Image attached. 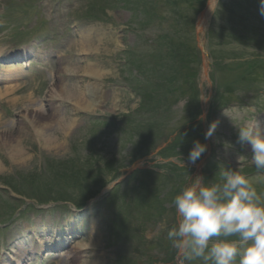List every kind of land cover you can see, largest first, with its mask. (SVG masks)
Instances as JSON below:
<instances>
[{
    "label": "rangeland",
    "instance_id": "obj_1",
    "mask_svg": "<svg viewBox=\"0 0 264 264\" xmlns=\"http://www.w3.org/2000/svg\"><path fill=\"white\" fill-rule=\"evenodd\" d=\"M86 1L63 0L61 7L64 8V12L53 11L54 20H50V17L47 18L46 14L48 10L58 7L54 3L47 11H41L39 17L41 21L36 24V20H34L30 24L32 28L29 27L30 33L38 31L33 34V39L38 44V49L36 53L33 51L30 54L31 59H33L32 66L34 67L32 71H34V74L18 77L8 73L7 76L11 78V82L0 89V106H3L10 117L5 119L0 113V188H7L5 184H16V181L11 176L13 173H34L36 168L40 170L42 167L52 164L53 161L72 160V145H74L81 159L86 156V159L90 161H100L103 164L114 159L120 167L124 166L126 161H129L126 156L128 150L124 148L125 145L123 143L117 142V135L114 134L113 127L111 131L114 135H101L98 141L93 138V134L97 133L100 135L102 132H100L98 125L90 122L89 117H113L126 111L128 107L133 111L138 106L137 103L139 101L137 99L123 92L122 85L128 79L131 80L132 76L128 69L119 67L120 61L127 59V57L121 55L120 51L138 47V44L150 38L152 33L145 34L143 31L136 33L132 31L126 32L125 27L132 24L130 13L121 9L119 5L110 9L108 11L110 18L101 23L78 21L76 17L84 14ZM61 7L58 9L63 11ZM60 16L65 17L62 23H58L57 18ZM224 18L225 13H221L219 19L217 18L215 27L212 30L217 34L214 35L215 38L211 44L207 39V35L204 34L202 36L201 41L204 53L202 52L203 55H201L202 61L205 60L204 64H206L207 69L206 75L202 67L199 73V86L202 90L203 100L208 99L212 88V71H210L212 64L230 63L240 53L244 58L257 56L260 53L254 48H238V45L231 43V41L229 42L226 34H232V31L230 27L224 24ZM3 21H6V17H0V22ZM163 26L167 28L168 24L164 23ZM131 27L134 28L133 26ZM252 28L253 31L258 30L259 34L262 31L258 23L254 24ZM89 30H91L88 36L91 40L90 44L85 40L84 34ZM250 38L251 36H247V39ZM82 43H88V45L83 48ZM157 46L158 44L155 43V47ZM164 49L161 45L156 48L154 57L157 60H161V58L156 57V54L162 53ZM212 53L214 58H210ZM91 67L100 72L101 76L94 75L88 70L86 71L87 68ZM221 69L222 73L218 70V75L216 76L219 92L221 90L224 93V89H227L226 86L228 85L226 83L232 80L235 81L242 74V71L232 69L233 73L226 74L225 72H228V69L226 67ZM6 70L7 68H4L2 73L6 72ZM67 71H70V73ZM261 82L264 85V81L261 80ZM62 88L68 89L76 96L83 93L85 101L88 103L92 102V107L86 106L89 109H82L81 107L83 106L78 104L75 98L70 100L58 97L59 94L64 93L61 90ZM251 92L242 88V91H237L236 93L226 92L227 94L225 95L232 102L248 101L250 112L245 114L248 116L250 114L253 115L255 120L258 119L259 123L263 124L264 111L257 112L258 107H256L255 102L260 107L263 105L257 100L258 96ZM260 95L264 97V92L260 93ZM15 99H18L16 103ZM261 102H264V100H261ZM181 107L182 104H179L177 107L178 112L181 111ZM229 112L225 114L224 118H220L216 125L218 135L213 138L217 140L216 152L218 158L227 160L234 165V169H238L237 163L251 161L249 160V156L252 158L251 147L241 143L240 145H235L236 140L231 135L233 132L235 134V130L238 132L237 128L240 127L239 124H242L244 115L236 112L233 116ZM175 115L164 117L163 122L174 120L176 118L174 117ZM185 121L184 117H182L177 123H175V120L173 125L177 128ZM63 122H66L70 127L62 129L60 123ZM38 129L43 132L46 139L58 144V147L45 148L42 143L43 135L41 140ZM169 135L170 133H167V137ZM92 142L96 145L94 150L92 148L86 150V146H89V143ZM11 149H17L22 152L24 160L21 163L15 164L11 157ZM171 161L181 166L187 165L176 159ZM147 162L149 163L148 167L151 168L159 161H155V157L151 156L147 159ZM163 163H158L155 166V170L163 171L159 167ZM48 170H50L49 166ZM195 174L194 171V174L190 176V183L199 177L198 174ZM49 180L50 178L46 177L40 182L50 183ZM152 183L153 185L158 183L163 191L167 190L166 186L162 187V181L159 177L154 178ZM37 195L44 198H49L50 196L49 192L43 188ZM1 202L2 199L0 198ZM94 208H89L91 209L89 216L83 218L74 229L75 231H80L82 235L80 241L72 246V255L81 254L84 250H81L80 245L85 244L88 250H85V255L87 253L86 256L88 258L81 255L82 260L85 262L98 261L99 264H115L121 256L127 258V245L117 248L109 246L107 225L112 216L111 211L106 208L94 211ZM168 210L167 215L170 216V206ZM73 215L67 207L59 208L52 212L38 211L35 216L31 212H25L18 219L10 221L5 226H0V264L1 260L6 259L1 254L4 251L10 252L16 249L19 241L22 242L21 245L24 248L28 249L29 245L35 246L36 239L41 236L51 237L53 232L64 233V229L68 228V222ZM170 220H172V216ZM43 228L48 230L43 232ZM31 230L32 234H30ZM51 231L53 232L51 233ZM158 231L159 228L155 230L154 227H149L146 232L147 240H150L152 261L156 264H172L171 253L173 248L171 244L168 243L167 248H158L153 244L152 238L157 235ZM161 236L167 239L165 233ZM23 241L27 242V244H24ZM146 248H149L148 245H146ZM30 257L31 255L28 258ZM46 258L49 259L50 255L46 256ZM135 258L138 264H145L140 260V257ZM78 261L76 259L75 264ZM184 264H196V262L187 260Z\"/></svg>",
    "mask_w": 264,
    "mask_h": 264
},
{
    "label": "clouds",
    "instance_id": "obj_2",
    "mask_svg": "<svg viewBox=\"0 0 264 264\" xmlns=\"http://www.w3.org/2000/svg\"><path fill=\"white\" fill-rule=\"evenodd\" d=\"M259 13L264 16V0H259ZM215 128L212 123L205 140ZM237 130L238 142L251 147V163L264 172V130L254 117ZM206 151L207 145L195 140L188 161L195 164ZM173 204L178 222L167 231V239L185 259L264 264V197L246 176L229 169L221 183L212 184L199 176L174 197Z\"/></svg>",
    "mask_w": 264,
    "mask_h": 264
},
{
    "label": "bare ground",
    "instance_id": "obj_3",
    "mask_svg": "<svg viewBox=\"0 0 264 264\" xmlns=\"http://www.w3.org/2000/svg\"><path fill=\"white\" fill-rule=\"evenodd\" d=\"M86 45H88V43L87 44H84L83 43V48H85V46ZM85 50V49H84ZM93 67H91V68H87L86 69V71L88 70V72H91L92 74H94V75H99V76H101V73L100 72H98V71H96V70H94V69H92ZM68 73H70V71H67ZM64 93H62V94H59L58 95V97H61V98H68V99H73V98H75L76 100L75 101H77V103L78 104H80L81 106H83V107H81L82 109H84V108H86V109H89L88 107H92L91 106V104H92V102L91 103H88V102H86L85 101V99H84V94L83 93H80L79 94V96H76L75 94H72L68 89H66V88H62L61 89ZM17 100L18 99H15V103L17 102ZM85 105V106H84ZM86 106H88V107H86ZM60 127H62V129H67L68 127H70V125H68L66 122H63V123H60ZM38 132H39V134H40V138H41V140H42V135H43V132L40 130V129H38ZM42 143H43V146L46 148V147H48V148H51V147H58V144H56L54 141H51V140H49V139H46L45 137H44V135H43V140H42ZM10 153H11V157H12V159L14 160V162H15V164L16 163H21L24 159V155L22 154V152L21 151H19V150H15V149H11V151H10ZM44 246H46V244H43ZM48 248H50L51 247V245H49V246H47ZM17 257H19V256H17ZM77 264H99V262L98 261H92V262H85V261H80V262H78Z\"/></svg>",
    "mask_w": 264,
    "mask_h": 264
}]
</instances>
